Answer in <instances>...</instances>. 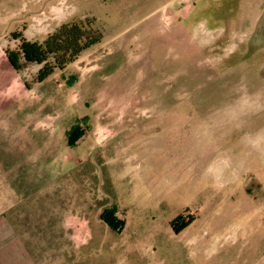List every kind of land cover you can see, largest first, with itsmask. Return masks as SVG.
Instances as JSON below:
<instances>
[{"label":"rangeland","instance_id":"obj_1","mask_svg":"<svg viewBox=\"0 0 264 264\" xmlns=\"http://www.w3.org/2000/svg\"><path fill=\"white\" fill-rule=\"evenodd\" d=\"M89 18L100 41L62 70L8 64L11 33ZM74 123L81 159L10 209L0 264H264V158L204 176L264 131V0H0V149Z\"/></svg>","mask_w":264,"mask_h":264},{"label":"crops","instance_id":"obj_2","mask_svg":"<svg viewBox=\"0 0 264 264\" xmlns=\"http://www.w3.org/2000/svg\"><path fill=\"white\" fill-rule=\"evenodd\" d=\"M24 116L30 118L29 110ZM35 130L47 129L33 125L29 134ZM22 140L17 151L14 145L0 149V255L14 242V230L8 220L10 209L20 199L38 195L51 179L70 170L81 159L74 154L73 146L66 144L65 136L62 139L56 135H25ZM64 148L69 149L65 155Z\"/></svg>","mask_w":264,"mask_h":264},{"label":"trees","instance_id":"obj_3","mask_svg":"<svg viewBox=\"0 0 264 264\" xmlns=\"http://www.w3.org/2000/svg\"><path fill=\"white\" fill-rule=\"evenodd\" d=\"M11 36L18 39L19 43L16 49L5 51L8 64L16 73L26 64L39 65L34 80L40 82L54 69L62 70L81 52L97 44L102 34L89 18L60 23L39 42L26 40L15 32L11 33ZM23 85L25 88L29 87L24 81ZM83 131L78 124H72L70 129L65 131L66 144L73 146ZM113 212V207L105 208L99 214V219L108 227L118 230L123 220L116 218ZM178 219L180 218L176 216L170 221V225L173 226V222ZM174 230L177 232L176 228Z\"/></svg>","mask_w":264,"mask_h":264},{"label":"clouds","instance_id":"obj_4","mask_svg":"<svg viewBox=\"0 0 264 264\" xmlns=\"http://www.w3.org/2000/svg\"><path fill=\"white\" fill-rule=\"evenodd\" d=\"M235 118L238 119L239 114H236ZM243 142L247 148L244 158L236 160L230 155H221L205 170V178L210 180L217 189L225 188L235 178L249 156L256 155L258 158H264V131L248 134Z\"/></svg>","mask_w":264,"mask_h":264}]
</instances>
